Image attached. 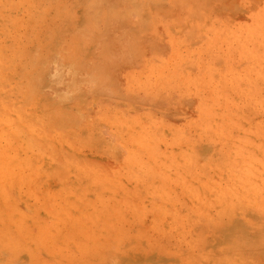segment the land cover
<instances>
[{
	"label": "rangeland",
	"instance_id": "obj_1",
	"mask_svg": "<svg viewBox=\"0 0 264 264\" xmlns=\"http://www.w3.org/2000/svg\"><path fill=\"white\" fill-rule=\"evenodd\" d=\"M0 264H264V0H0Z\"/></svg>",
	"mask_w": 264,
	"mask_h": 264
}]
</instances>
